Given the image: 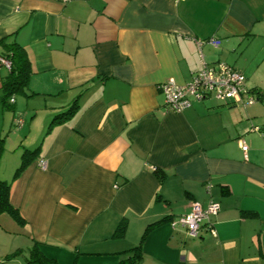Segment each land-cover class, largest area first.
Returning <instances> with one entry per match:
<instances>
[{
  "label": "crops",
  "instance_id": "crops-1",
  "mask_svg": "<svg viewBox=\"0 0 264 264\" xmlns=\"http://www.w3.org/2000/svg\"><path fill=\"white\" fill-rule=\"evenodd\" d=\"M12 32L30 68L13 111L41 135L10 189L27 249L119 264L141 242V264H264V0H0V41ZM217 62L244 75L252 104L166 107L160 83ZM7 160L10 181L20 155ZM192 201L219 206L193 238L172 224Z\"/></svg>",
  "mask_w": 264,
  "mask_h": 264
},
{
  "label": "built area",
  "instance_id": "built-area-1",
  "mask_svg": "<svg viewBox=\"0 0 264 264\" xmlns=\"http://www.w3.org/2000/svg\"><path fill=\"white\" fill-rule=\"evenodd\" d=\"M198 46L203 41L196 40ZM208 43L217 46L219 41L213 38L207 40ZM0 62L8 66V62L0 58ZM162 93L164 103L170 110L180 111L188 107L192 101H203L205 99H214L226 104L249 105L255 101V98L249 94L244 85V75L233 67L217 62L216 65L203 67L194 73L187 83L178 84L172 78L167 79L158 85ZM13 102V99H10ZM23 120L18 118L15 126L22 127ZM240 148L247 150V146L240 142ZM39 165L45 166V161L40 160ZM219 206L214 201H209L203 208L197 201H192L189 210L179 216L172 224L183 227L190 237H196L201 228L202 222L208 218V215L215 213ZM214 234V231L211 230Z\"/></svg>",
  "mask_w": 264,
  "mask_h": 264
},
{
  "label": "trees",
  "instance_id": "trees-1",
  "mask_svg": "<svg viewBox=\"0 0 264 264\" xmlns=\"http://www.w3.org/2000/svg\"><path fill=\"white\" fill-rule=\"evenodd\" d=\"M0 47V58L8 62V72L2 78L0 85V90L3 94L2 101L11 105L13 102H10V99L12 98L14 101V94L16 92H22L23 88L26 86L28 76L30 75V68L22 46L19 45L14 38V32L7 34L3 39H1ZM75 107L76 101L74 100L65 112L57 114L52 118L49 126L66 118L68 114L72 113V109ZM39 150V146H36L33 150L23 149L20 154V163L14 170L11 180L6 181L0 179V214H8L16 223L20 225L24 224L25 221L20 215L19 210L10 202L11 181L15 180L28 166V164L33 161L35 157H37ZM154 171H156V169H154ZM156 173L160 175V178L162 177V174L159 171H156ZM245 214L252 215L253 213L245 212ZM163 220H165V218L147 225L142 238L151 228ZM123 231L124 225L120 224L116 229L115 236H119L123 233ZM140 244L141 242L135 247L124 251L125 255L120 258L119 264H141L143 255L140 249ZM20 251V249L17 250L18 253H20ZM24 264H56V262L55 260L46 257L39 249L38 244L33 242L27 250V256L24 257Z\"/></svg>",
  "mask_w": 264,
  "mask_h": 264
},
{
  "label": "rangeland",
  "instance_id": "rangeland-1",
  "mask_svg": "<svg viewBox=\"0 0 264 264\" xmlns=\"http://www.w3.org/2000/svg\"><path fill=\"white\" fill-rule=\"evenodd\" d=\"M2 70L1 74H4ZM2 92L0 90V150L2 152L0 156V179L4 180V172L8 167L7 157L20 155L23 149L33 150L40 138V131L37 125L33 126L32 130L28 132L29 122L35 115L29 111H13V105H8L7 102L2 101ZM17 104H23L25 96L19 92L14 94ZM41 115H37L34 119V124L40 122ZM20 118L23 120V127L15 126L16 120ZM14 156V155H13ZM8 178V177H7ZM0 264H24V257L27 256V247L22 244L21 233L19 226L16 228L14 220L6 213L0 214ZM1 217H6L4 220ZM9 223H12L14 227H11ZM5 235V238L1 235ZM20 249V253L17 250Z\"/></svg>",
  "mask_w": 264,
  "mask_h": 264
}]
</instances>
